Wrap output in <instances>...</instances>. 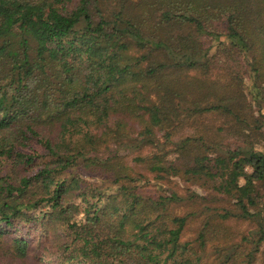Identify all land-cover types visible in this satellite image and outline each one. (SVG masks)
Segmentation results:
<instances>
[{
    "label": "trees",
    "instance_id": "16d2710c",
    "mask_svg": "<svg viewBox=\"0 0 264 264\" xmlns=\"http://www.w3.org/2000/svg\"><path fill=\"white\" fill-rule=\"evenodd\" d=\"M263 139L264 0H0V264H264Z\"/></svg>",
    "mask_w": 264,
    "mask_h": 264
},
{
    "label": "rangeland",
    "instance_id": "374dc122",
    "mask_svg": "<svg viewBox=\"0 0 264 264\" xmlns=\"http://www.w3.org/2000/svg\"><path fill=\"white\" fill-rule=\"evenodd\" d=\"M209 122V121H208ZM213 124V122L211 123ZM256 149L257 150H264V139L260 141V143H258L256 145ZM234 150V149H233ZM216 156L218 158V163L222 166V167H227L229 166L231 159H233L235 157V155L233 154H228L226 153L224 150L222 149H218L216 151ZM247 171L250 173L251 169L247 168ZM194 173L200 175L202 177V180L205 181L207 184H214L216 182L213 173L210 172V165H209V161L206 158H202L200 160H198L195 163L194 166ZM225 206L226 209L228 211L232 210V207H234L232 205V203L230 202H225ZM179 214H182V209L178 210ZM238 213H234V215H237ZM228 224L235 230L239 231L240 233H245L248 232L249 230L252 229L253 227V223L250 221H243V220H239V219H231L230 221H228ZM198 226L194 225L193 227L188 226L187 230H186V236L189 237L190 235L194 234L197 230ZM42 264H49L48 262H44Z\"/></svg>",
    "mask_w": 264,
    "mask_h": 264
}]
</instances>
